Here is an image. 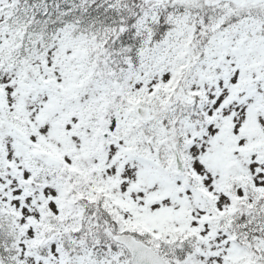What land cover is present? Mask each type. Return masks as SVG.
Segmentation results:
<instances>
[{
    "label": "snow or ice",
    "instance_id": "obj_1",
    "mask_svg": "<svg viewBox=\"0 0 264 264\" xmlns=\"http://www.w3.org/2000/svg\"><path fill=\"white\" fill-rule=\"evenodd\" d=\"M0 264H264V0H0Z\"/></svg>",
    "mask_w": 264,
    "mask_h": 264
}]
</instances>
